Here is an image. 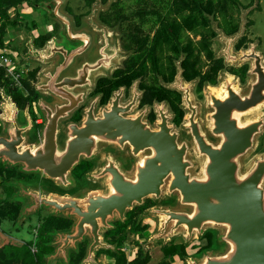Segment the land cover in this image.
<instances>
[{"label":"water","instance_id":"95a60500","mask_svg":"<svg viewBox=\"0 0 264 264\" xmlns=\"http://www.w3.org/2000/svg\"><path fill=\"white\" fill-rule=\"evenodd\" d=\"M57 1L61 3V0ZM59 4L44 7L64 26L66 37L81 42L79 47H89L88 35L73 33L69 20L59 13ZM96 31H101L106 43L109 42L103 29L96 28ZM30 49L32 55L42 61H50L57 53L64 58L62 64L42 71L43 81L37 86V90L50 93L58 102L52 105L41 102L46 124L33 147L27 145L32 122L27 116L26 125H20L17 105L3 93L9 108L5 103L0 104V120L5 124L6 133L0 135V162L21 166L25 173H40L67 186L70 172L80 158L92 157L103 145H116L122 150L128 146L130 154L137 160L135 173L130 177L123 175L116 165L105 167L99 175V178H107L105 192L71 197L18 187L19 194L29 200L24 214L38 213L43 208L52 215L77 220L71 231L56 234V253L50 258L61 257L68 264V250H77L78 243L88 235L91 243L81 264H96L97 251L115 249L103 242L102 231L112 228L110 222L116 217L124 221L128 210L142 205L147 198L161 199L166 189L170 196L178 197L177 207L149 211L163 217L162 228L154 241L184 230L189 243L195 236L201 237L207 228H223L224 233L219 235L226 248L220 253H205L203 262L191 260L190 264H264V158L258 159L245 173L241 166V159L254 148L256 138L264 128V117L243 121L264 105V59L254 47L249 53L242 52L240 57L231 54L230 48L225 52L235 63L252 61L250 74L255 77V83L243 95L235 88V82L226 78L225 96L210 94V131L218 140L216 143L207 139L195 120L197 112L191 100L192 87L185 86L181 76L178 78L177 87L185 92L186 103L192 112L187 129L196 153L204 159L203 169L196 175L190 172L194 164L189 157V146L185 141L179 143V135L168 125L167 113L160 111L162 123L158 125L159 131L153 130L141 117L137 120L123 117L133 103L123 109L119 96L112 102L111 110L104 111L101 117L89 111L82 126L70 125L61 146L59 123L83 102V93L74 94L73 89L83 87L87 70L99 69L100 63L86 65L83 70H78L76 77H63L70 62L84 50L68 53L56 42L50 47L49 55L35 49L33 44ZM24 144L27 146L23 147ZM145 153L147 155L141 158Z\"/></svg>","mask_w":264,"mask_h":264},{"label":"rangeland","instance_id":"374dc122","mask_svg":"<svg viewBox=\"0 0 264 264\" xmlns=\"http://www.w3.org/2000/svg\"><path fill=\"white\" fill-rule=\"evenodd\" d=\"M117 1L119 0H108L106 4H103L100 1H98L92 7H88L87 5H85V0H61L60 4L58 3L57 0H30L28 3H25L22 6H20V8L9 7L8 14L10 15V18L17 19L18 24L16 26H12L7 29L6 42H4V47L6 48V50L8 49L17 50V52H14V55L17 56V60L14 58V56H12L13 62L16 66V70L20 74H24V73L26 74L29 70L35 69L36 67H40V70L45 71L50 66L49 63H47L46 61H42L41 59L34 57V55H32L30 51L31 50L30 47H32L34 38L38 37L42 32L46 33L47 31H50L57 22L60 23L53 16L52 12L47 10L44 7V5H52L53 7H56L59 4L60 5L59 13L69 20L73 33L82 34L86 36V35H91L93 28L95 30L96 28H99L100 30L103 29L107 34L109 33L111 34L113 32L114 36L110 38V42L116 44L117 47H122L123 32L128 31V26H127L128 22L124 21L120 27L113 30L107 26L102 25L98 19V15L101 12L109 10L111 5ZM120 1L123 3V5H125L126 8L125 11L127 15L135 16L133 17L135 19V24H140L142 26V29L144 30V33L145 32L150 33V37L152 39L155 34V31L160 28V24H157L155 30L154 29L153 31L150 30L155 18L144 17L142 23L140 22V19L137 18L136 16L138 15L137 11L141 7V5H139L135 0H120ZM239 4H240L239 9L236 6L232 7L231 4L228 5L229 9L232 7V16H236V18L240 19L241 28L236 36L234 35L232 37H227L225 33L222 31V29L218 27V23L221 22L222 20L220 16L218 17V19L211 18L212 21L211 26L217 33V37L210 44L214 51V54L218 57L222 56L226 60L227 57H225L226 53L224 52V50H226L227 47L231 49L236 45V47L239 49L244 43L254 42L255 44H257L256 50L262 55L264 59V0H239ZM19 12L20 14H18ZM77 15H81L83 17V25H82L83 28L75 29L73 27V19ZM147 20L150 21L146 22ZM249 21L252 22L251 23L252 25L249 23ZM63 30H64V26L60 23V29L54 31V36L56 37V39L54 41L52 40L49 44H47L46 47H51L54 44V42H56L57 45L62 47L80 46L81 44L80 42L69 41L70 39L66 37ZM59 33H61V36L59 35ZM100 35L103 34L101 33ZM190 36L191 38H194L195 42L199 41L200 39V37L195 38L193 33H190ZM241 37H246V39L243 38L238 42V40ZM229 39H232L231 40L232 42H229L230 41ZM163 48H165L164 49L165 51H168L170 53V49H173L174 47H163ZM46 49L48 50V48ZM153 49L154 47H149L147 50L150 52ZM2 51L3 50H1L0 53H2ZM242 52H244V50L237 52L235 48L231 49V54L237 57H239ZM197 61H198V67L203 66V69L206 65H209L207 61L204 59V53H199ZM251 64H252L251 61L248 60H246L245 62L234 63L232 61L229 62L227 59L224 66V69L227 73L222 74V76L224 77L226 75L227 77L230 78L233 75L232 72L233 71L236 72V70L240 66L246 65L244 67L247 69L249 65L252 66ZM213 65L215 64L211 63L209 69H211ZM231 65L235 67H231ZM151 67H152V63L151 61H149L147 65L148 68L147 76H149V79L152 77V76L150 77V75H153L151 73L153 72V69H151ZM206 69L204 70V72L207 71ZM167 71H168L167 76L171 78V74L173 72L172 66L171 67L167 66ZM245 77H248V75ZM248 78L252 79L254 77L252 76V78L251 77ZM42 81L43 79L39 76L37 84L41 83ZM196 83L199 84V80L189 84L185 82L184 84L189 87H192L194 84L197 85ZM207 83H204V85H206ZM15 84L16 86H19L18 84L20 83H15ZM237 86H238L237 87L238 90L242 92H246L247 90L246 83L239 82L237 83ZM3 93L4 92L2 90V94ZM35 97H36V101L40 98L38 94H36ZM42 97L44 98L45 96L42 95ZM197 100L199 103L200 102L202 103L201 97L199 95H197ZM3 102L8 105L7 101H5L2 98L0 104H2ZM31 107H33V109L35 110L36 119L39 120V124H36L34 129L28 133L27 144L29 145L30 143L39 141L40 133L42 131L41 129L43 127V115L40 112V108L36 104ZM207 113H208L207 109L201 112L200 122L202 121L203 123L201 122V124L203 125H208L207 123H209L207 119ZM17 117H18L17 121L20 125H26L27 120L25 115H23L22 111L18 112ZM261 117H264V105L252 111L250 114L247 115V117H244L243 121L254 120ZM184 124H187V120L184 121ZM177 130L182 133L183 137L185 136L186 130L184 125L178 127ZM0 135H6L5 124L1 120H0ZM187 139L183 138L182 140L186 141ZM100 155H102V153ZM189 157L194 164V167L190 170V172L193 175L200 174V172L203 169L204 159L201 158L196 153V150L193 145L191 151L189 152ZM260 158H264V128L262 133L257 136L254 148L250 150L241 159L242 173L249 171L253 167L255 162ZM0 165L3 166L4 175H7V177L10 175V178H8L7 182L13 181L11 186L15 187L16 189V191L13 193L12 202H14L15 204L19 203L23 207V210L27 206H29V203H26L28 201L26 197L21 196L19 194L18 187L20 185L21 186L24 185L28 187L27 189L40 191L44 194H47L49 190L54 189L53 186L50 187L49 185H47V181H45V178L40 173L28 174L22 171L21 166H12L9 164H5L3 162H0ZM71 187H68V190ZM106 189L107 188L104 189L102 188L101 192H105ZM0 192H2V190H0ZM85 192L84 191L79 192L74 196H81ZM8 196L9 197L12 196V193L8 192L7 194H3L2 192V196L0 195V201L8 202L5 200ZM151 199H155V198L150 197L143 208L137 207L136 210L134 211L135 213L132 212L134 213L133 216L131 215L132 217L128 219L126 223L119 224L118 222L115 223L113 222L114 223L113 229L108 232L107 236H105V241L112 244L115 247L114 249L115 252L117 250H123L125 251V253H127L128 259L133 260L138 255L139 250L142 249L145 254H149L151 256V261L149 264H163L164 261V255L162 253L163 246L165 245L170 246L172 244L175 245L184 244L185 253H186L185 258H181V256L176 255L172 258V260L167 259L166 261L170 264H190L191 260L197 262H203L205 253L208 254L220 253L223 249L226 248L225 245L221 243L220 241L221 237L219 235L224 233V229L219 228L220 229L219 230L214 227L207 228V230H205L204 234L201 237L195 236L189 243L187 242V238L184 230H181L178 233L173 234L172 236L166 235L158 239L157 241H154L153 239L155 235H157V233H159L160 229L162 228L161 219H163V217L155 213H150L146 217L143 218L140 217L138 220L139 214L143 210L145 209L149 210L155 205L176 206L177 204H175L174 202L175 198L170 199L169 196H166L162 201L159 200L157 201V199L152 201ZM49 215H52L51 212L42 208L38 213L34 212L31 214H24L22 212V215L20 216V218L16 223L3 221L2 224L0 225V261L3 257L2 251L5 250V248L11 249V247L8 248V246L11 245L16 246L18 248H24V247L28 248L29 246L31 253L33 255H36L38 253V249L36 246V241L39 235L38 229H40L42 221L45 218H47ZM60 216L64 218H68L67 216L64 215H60ZM23 217L25 218L24 220H22ZM68 219L75 221V219L73 218L72 219L68 218ZM209 231H212L215 234L214 243L211 249H205L207 245V240L204 238V235ZM54 240L55 241L57 240L56 236H54ZM110 251L113 252V250H105V249L99 250L98 254L95 256L96 264H115V261L109 257ZM74 252L75 253L79 252V250L78 251H76L75 249L68 250L67 252L68 258L70 257V254ZM9 264H18V263L17 261H13L12 259ZM38 264H67V263L61 257L52 259L49 256L48 258L45 259L44 262Z\"/></svg>","mask_w":264,"mask_h":264},{"label":"flooded vegetation","instance_id":"af4514ba","mask_svg":"<svg viewBox=\"0 0 264 264\" xmlns=\"http://www.w3.org/2000/svg\"><path fill=\"white\" fill-rule=\"evenodd\" d=\"M249 23L251 24L252 22L249 21ZM82 25H83V17L81 15L75 16L73 19V27L75 29H80V28H83ZM240 28H241V23L239 24V31H240ZM55 30H56V27L53 26V28L50 31H55ZM238 33H236L235 35H237ZM100 34L101 33L99 31H96L94 28L92 29L91 35H88V37L90 38L89 47H79V46L78 47H64V49H66L68 53L75 49H78L79 51L80 50L81 51L84 50V51H82L83 53L81 55L76 56L75 59L73 58L74 60L70 62L68 69L65 72H63L64 74V75L62 74L63 77L65 76L76 77L78 70L80 69L83 70L86 65H95V64L100 63L98 65L100 68L97 70H91V71L87 70L86 74L83 76L86 84L83 87L73 89L74 94L83 93V102L80 104V106L77 109H75L71 113V115L68 118L60 121L58 142L61 146H63L64 144L65 135L68 132V127L70 125L82 126L83 122L86 120V117H87L86 113H88L89 111H93L96 117H101L104 111L111 110L112 102L117 99V96H119V102L122 105L123 109L128 107V105H130L131 103H133V106L131 107V109L128 112L123 113V117L127 119H132V120H137L138 118L141 117L142 121L148 124L153 130L159 131L158 125L162 123L160 111L166 112L167 117H168V125L169 127L172 128L174 133H177L179 135V143L184 142L182 139L183 138L187 139V136H188V139H187L188 141L186 140L185 142H187L189 146L188 148V153H189L192 149V145L195 148L194 141L191 137L190 130L187 129L189 125L188 119L192 112L186 103L185 92L181 91L177 87V85L179 84L178 78L180 76L183 82L184 83L186 82L188 84L199 80V84L196 83L197 85L194 84L191 88V100H192L193 106L196 107V112H197L195 120L196 122L199 123L201 130L204 132L205 136L207 137L209 141L213 143L218 142V140H216V138H214L211 135V131H210L211 129L210 115L212 114L210 94L211 93L215 94L214 89H218L219 87L224 86L225 79L226 78L229 79V77H227L226 75L224 77L222 76V74L227 73L224 69L226 60L228 59L229 62L232 61L228 58L226 54H225V57L227 58L225 60V58L222 56L220 57L216 56L214 54L212 47H205L206 48L205 50H203L201 47H192L195 50L196 60H198L199 53H204V59L209 64V65H206L204 69H203V66H200L201 71L203 69L202 71L203 74H206L207 72H211V70L214 67L218 66L219 64L222 65V69L219 70L218 75L216 76V84L207 83L206 85H203L202 88L200 89L199 88L200 83H201L200 79L187 82L184 80L182 76L181 62L186 58V54L182 52L181 50L184 47H174L173 49L170 50V53L167 52L165 56L163 55L161 49H159L156 51L155 57L153 58L152 53L155 50H151L149 52L147 50L149 47H113L114 45L112 46L111 44L112 42H110V38L112 37L108 36L109 42L106 43L105 37H103V35H100ZM59 35L61 36V33H59ZM226 36L232 37L234 35L232 36L226 35ZM243 38L246 39V37H241L238 40V42ZM55 39L56 37L53 38V40ZM69 41H72V40H69ZM81 44L80 46H82ZM252 47H254L257 53H259L256 50L257 44H255L254 42L244 43L239 49L235 45L231 49L235 48L237 52L244 50V52L249 53L251 52ZM34 48L36 49V47ZM46 48H48V50ZM177 48H179V51H180L179 57H177V54L175 51ZM227 49L224 50V52H226ZM38 50L40 51L43 50L44 52H47L48 55L51 53L50 47H44L43 49H38ZM63 61H64V58L57 53L55 57H53V59H51L50 61H46V62L49 63L50 65L49 67H55L57 64H62ZM149 61H151L152 63L151 69H153L156 64L162 67L164 61L169 62V63L173 62V64L176 67L177 74L174 76V78H169L168 76L163 77V75L161 74H155V72L153 71L151 72L153 75H150V77L151 76L152 77L149 79V76H147V73H148L147 65ZM239 62L240 61H238V63ZM169 63H166V65L168 66L173 65V64L169 65ZM211 63L215 65H213L211 69H209V66ZM251 65L252 66L249 65L247 69L244 67L246 65H242L236 70L235 74L233 72H232L233 75L231 74L232 75L231 77H233V81L235 82L236 89L238 87L237 83L239 82L246 83L247 85L246 92H242L237 89L238 91L242 92L243 95L247 94L249 90L251 89V86L255 83V77L253 76L254 78H252L250 74L253 69V63ZM231 67H235V66L231 65ZM69 68H70V71H69ZM205 69L207 70L206 72H204ZM243 70H245L244 75L245 76L248 75V77H251L252 79H249L248 77H245V76L242 77ZM41 73H42V70H40V72L38 73L37 81ZM37 83L38 82H36L35 84V89H36V93L39 95L40 98L37 101L33 102L31 106L36 104L40 108V112L43 115V127H42L43 129L46 124V114L40 106L41 102L46 103L47 105H52L53 103L58 102V101L50 93L41 92L37 90V86L40 84V83L39 84ZM162 88H166L167 90L174 91L175 93H179L181 95L182 102L180 104V108L184 111V117L181 123L179 124L177 123L176 121L177 114L173 110L172 106L170 105V102H168L167 100H164V101L158 100V97L160 96L159 92L160 90H162ZM42 95H44L45 97L43 98ZM197 95L201 97L202 103L198 102ZM93 105H94V108L91 109ZM31 106L27 105L26 108L23 110H21L18 107L19 112L22 111L23 115H25L26 117V120L28 116L30 121L32 122V128L30 131L34 129L36 124H39V120L36 119L35 110ZM205 109H207L208 111L207 113V119L209 121V123H207L208 125H203L201 124L202 121L200 122L201 112H203ZM185 120H187V124H184ZM182 125L185 126V130H186L185 136L186 137L185 136L183 137L182 133L177 130V128ZM1 136H5V135H1ZM34 143L36 142L30 143V145ZM127 147L122 150L116 145H103L99 148V150L92 157L90 158L81 157L79 163L70 172V176H69L70 183L67 186L62 185L58 182H55L43 176L45 178V181H47V185H49L50 187L51 186L54 187L53 190H49L47 192V195L58 194L61 196L77 197L74 195L82 191L84 192L86 191L85 193L95 192V191L101 192L102 188L104 189L108 187V183H107V178H102V177L99 178V175L104 171L105 167H109L112 164L114 166L116 165L123 175L127 177L132 176L135 173L137 160L134 157H132V155L130 154V148H127ZM101 153L102 155H100ZM145 155H147V153H145L141 158H143ZM28 174H31V173H28ZM23 187L25 189L28 188L24 185ZM68 187H71V188H69L68 190ZM75 187H76V190H75ZM18 192H19V189H18ZM166 196H169L170 199L175 198L174 202L175 204H177L178 197L176 195L170 196L167 193L166 189L163 192V197L161 198V200L159 199V201H162ZM148 199L149 198L145 199L142 205H135L134 208L128 210L127 213L125 214L126 218L124 221H121L118 217L112 220L110 222V224L112 225V228L105 229L104 231H102L103 242L113 246L112 244L105 241V236H107L108 232L113 229V226H114L113 224L115 222H118L119 224L126 223L128 219H130L133 216L136 208L137 207L143 208L146 205V202L148 201ZM151 200L154 201L156 199H151ZM174 207L175 206L155 205L149 210L147 209L143 210L139 214L138 220L140 217L143 218V217H146L148 214H150L149 211L152 209H165V208L173 209ZM76 222L77 220L73 221V226L75 225ZM162 225H163V220H162ZM90 243H91V238L88 235L84 236L83 240L78 243V249L76 251L78 250L80 251L82 248L86 247V253H87ZM98 252L99 251H97L96 255L98 254ZM55 253H56V250H55ZM111 259L115 261L114 258H111Z\"/></svg>","mask_w":264,"mask_h":264},{"label":"trees","instance_id":"16d2710c","mask_svg":"<svg viewBox=\"0 0 264 264\" xmlns=\"http://www.w3.org/2000/svg\"><path fill=\"white\" fill-rule=\"evenodd\" d=\"M30 0H0V49L5 50L4 42H6L7 29L18 24L17 19H11L8 14L9 7H19ZM100 1L106 4L108 0H85V5L92 7L95 3ZM141 7L137 11V18L143 23L144 17H154L153 25L150 28L151 31L155 30L156 25L160 24V28L155 31L153 38L151 39L150 33H144L140 24H135V16H128L126 13L125 5L119 0L114 2L109 10L101 12L98 16L100 23L111 29H117L122 25L124 21L128 22V31L123 32L122 47H154L152 57H155L156 51L162 49L163 54H167L163 47H184L181 51L186 54V58L181 62L182 76L185 81L191 82L196 79H200L201 89L204 83L216 84V76L222 65L214 67L211 72L203 74L201 68L198 67V61L196 60L195 50L192 47H201L205 50V47H211V42L217 37L216 31L211 26V18L218 19L221 17V22L218 23V27L228 35L232 36L239 32L240 19L236 16H232V7L236 6L239 9V0H135ZM232 7L229 9L228 5ZM238 13V11H237ZM20 14V12L18 13ZM133 18V19H132ZM134 20V21H133ZM151 20V19H150ZM147 20L146 22H149ZM56 31L60 28V23H56ZM190 33H193L195 38L200 37V40L195 42L194 38H191ZM188 34V35H187ZM125 36V38H124ZM54 31H47L41 33L38 37L33 39V46L37 49H43L47 44L53 40ZM171 50V49H170ZM11 57L14 56V52L17 50H9ZM177 57L180 55L179 48L176 50ZM172 62V61H171ZM164 61L162 67L155 65L153 71L155 74H161L163 77L167 76V67ZM173 64L169 63V65ZM171 67V66H169ZM173 72L171 78L177 74L175 65H172ZM40 72V67L29 70L25 76H21L20 86H16L15 82L9 78H6L4 69L0 68V101L3 98V92L10 97L13 102L21 110L25 109L27 105H30L36 101L35 84L37 82V76ZM243 76L245 70L242 71ZM235 74V72L233 71ZM241 76V75H240ZM159 101L167 100L170 102L173 110L177 114V123H181L184 117V111L180 108L181 95L174 91L162 88L159 92ZM1 113V110H0ZM0 188H3L6 194L12 193V196H8L5 200L8 202L0 201V225L3 221H9L16 223L22 215L23 207L18 203L12 202L13 193L16 191L15 187L11 186L12 182H7L10 175H4L3 166L0 165ZM5 177V179H4ZM12 179V178H11ZM73 227V221L61 216L49 215L42 221L40 229H38V238L36 246L38 253L33 255L30 251V247L18 248L16 246H8L11 249L5 248L3 250V257L1 264H9L10 261H17L18 264H38L45 261L46 258L53 255L56 250L54 245V236L57 233H67ZM215 234L212 231L207 232L204 238L207 240L205 249H211L214 243ZM32 245V244H31ZM162 253L164 255L163 264H170L166 260L171 259L179 255L181 258H185V245L184 244H172L170 246H163ZM87 256L86 247L82 248L79 252L70 254L68 258L69 264H81L84 258ZM109 256L115 259V264H149L151 256L145 254L142 249L139 250L135 259L129 260L127 253L123 250H117L116 252H109Z\"/></svg>","mask_w":264,"mask_h":264},{"label":"built area","instance_id":"2783aa9c","mask_svg":"<svg viewBox=\"0 0 264 264\" xmlns=\"http://www.w3.org/2000/svg\"><path fill=\"white\" fill-rule=\"evenodd\" d=\"M0 51H1V49H0ZM14 58L17 60V56L14 55ZM0 68L4 69L6 78L11 79L15 83H20L21 76H23V77L25 76V73L20 74L16 70V66L13 62L11 55H10V51H8L6 49L3 50L2 53H0ZM18 85L20 86V88H22L20 84H18Z\"/></svg>","mask_w":264,"mask_h":264},{"label":"bare ground","instance_id":"6f19581e","mask_svg":"<svg viewBox=\"0 0 264 264\" xmlns=\"http://www.w3.org/2000/svg\"><path fill=\"white\" fill-rule=\"evenodd\" d=\"M108 36H114V34H113V32L110 34H108ZM229 81H233V78H229ZM214 92H215V94L217 95V96H225V88H224V86H221V87H219L218 89H214ZM4 99V98H3ZM12 102H13V100H12ZM4 103V102H3ZM13 104H14V102H13ZM8 108H9V105L7 106ZM247 121V120H246ZM25 146H27L26 144H24L23 145V147H25ZM32 146L34 147L35 146V143L34 144H32ZM143 160V159H142ZM141 160V161H142Z\"/></svg>","mask_w":264,"mask_h":264},{"label":"crops","instance_id":"0c3cea01","mask_svg":"<svg viewBox=\"0 0 264 264\" xmlns=\"http://www.w3.org/2000/svg\"><path fill=\"white\" fill-rule=\"evenodd\" d=\"M0 190H2L3 194H6V192L4 191V189L0 188ZM2 192H0V195L2 196ZM28 200V199H27ZM29 203V200L26 202Z\"/></svg>","mask_w":264,"mask_h":264}]
</instances>
